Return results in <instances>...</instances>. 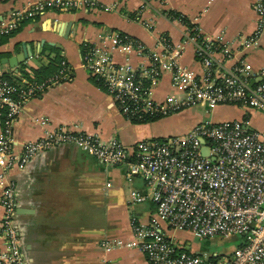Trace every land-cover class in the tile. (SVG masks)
<instances>
[{
	"label": "crops",
	"instance_id": "1",
	"mask_svg": "<svg viewBox=\"0 0 264 264\" xmlns=\"http://www.w3.org/2000/svg\"><path fill=\"white\" fill-rule=\"evenodd\" d=\"M37 1L0 0V25L10 12L29 8ZM96 1L97 9L51 11L26 18L16 31L0 39V75L17 86L43 81L57 73L63 61L69 74V80L27 102L15 126L19 143L70 129L132 146L147 138L168 137L162 136L163 126L178 118L188 119L183 130L186 134L202 122L244 117L245 111L235 105H200L136 124L124 117L97 84L84 65V53L89 47L110 48L115 32L134 38L150 50L165 40L173 47L182 45L175 55L178 65L200 73L202 64L187 38L190 28L173 19L171 13H175L214 44H225L232 50L230 59L222 51L215 55L222 74L241 62L259 69L264 66V18L253 8L258 0ZM68 22L72 26L65 38ZM256 33V43L241 44ZM25 46L31 55L25 63L16 67L3 63L21 55ZM128 54V50L113 51L120 62ZM172 79L171 72L163 74L153 92L157 101L166 96L183 97L172 86ZM197 107L206 115L198 116L194 112ZM234 109H239L238 117ZM250 116L253 120L262 117L256 113ZM9 178L16 185L15 227L25 264H150L142 253L129 249L128 242L132 219L148 221L156 215V206L150 200H132L134 192L147 194L148 190L140 176H127L126 166L106 167L79 147L64 144L37 153L24 168H13ZM2 213L0 206V221ZM173 235L181 240L183 233Z\"/></svg>",
	"mask_w": 264,
	"mask_h": 264
},
{
	"label": "built area",
	"instance_id": "2",
	"mask_svg": "<svg viewBox=\"0 0 264 264\" xmlns=\"http://www.w3.org/2000/svg\"><path fill=\"white\" fill-rule=\"evenodd\" d=\"M97 8L96 0H40L10 12L0 25V39L16 31L26 18ZM253 8L264 18V0ZM258 37L256 33L241 44L250 46ZM187 38L202 64L200 73L177 64L175 55L182 45L173 47L164 40L150 50L118 32L113 34L110 48H87L84 65L131 122H146L200 105H235L245 111L244 117L202 122L189 133L147 138L132 146L70 129L19 143L17 118L31 99L69 80L67 64L61 62L54 75L22 87L0 75V264H25L15 227L16 185L9 178L10 171L24 168L39 152L64 144L79 147L106 167L126 166L129 178L138 175L143 179L148 193L134 192L132 200H150L156 215L145 222L132 219L128 248L142 253L150 264H264V129L254 125L250 116L256 113L264 118V66L254 69L241 62L222 74L215 55L222 51L230 59L232 50L214 44L197 27L188 30ZM114 50H128L129 54L120 62ZM165 72L172 73V86L183 97L166 96L162 102L154 98V88ZM174 233L200 241L220 237L242 242L222 257L202 255L188 249L191 244L181 242Z\"/></svg>",
	"mask_w": 264,
	"mask_h": 264
},
{
	"label": "rangeland",
	"instance_id": "3",
	"mask_svg": "<svg viewBox=\"0 0 264 264\" xmlns=\"http://www.w3.org/2000/svg\"><path fill=\"white\" fill-rule=\"evenodd\" d=\"M183 110L184 109H181L180 111L175 112L174 114H177ZM194 112L198 116H205L206 115L205 110L201 107L195 108ZM233 112L236 114V117H238L237 115H239V113H240L239 109H234ZM187 122H188L187 118H178L177 120H174L169 125L168 124L164 125L163 131L165 133L162 136H164V135L175 136V135L184 134L183 130L186 128L185 125L188 124ZM146 123H150V122H140V123H136V124H146ZM253 124L256 125L257 127L261 128V129H264V118L263 117H256L253 120ZM158 139H162V138H158ZM180 238H181V240H180L181 242H183V240H185L188 242V244H191L192 245V251H194L196 253H199L202 255H204V254H207V255L217 254L221 257L231 253L242 242V240L240 238H220V237L200 241V240L195 239L186 233H183V236H181Z\"/></svg>",
	"mask_w": 264,
	"mask_h": 264
},
{
	"label": "water",
	"instance_id": "4",
	"mask_svg": "<svg viewBox=\"0 0 264 264\" xmlns=\"http://www.w3.org/2000/svg\"><path fill=\"white\" fill-rule=\"evenodd\" d=\"M71 26H72V22H68L66 25V32L64 34L65 38H68ZM30 56L31 55L29 54V52L25 46L23 49V53L21 55H19L17 57L5 59V60H3V63H9L11 67H16L19 64L25 63L29 59Z\"/></svg>",
	"mask_w": 264,
	"mask_h": 264
},
{
	"label": "trees",
	"instance_id": "5",
	"mask_svg": "<svg viewBox=\"0 0 264 264\" xmlns=\"http://www.w3.org/2000/svg\"><path fill=\"white\" fill-rule=\"evenodd\" d=\"M171 15H172V18H173V19H177V20L181 21V22L184 23L185 25L189 26L190 29L194 28V26H191V25L189 24V22H188L187 19L181 17L179 14L171 13ZM122 35H123V34H122ZM96 82H97V81H96ZM97 84H99V83L97 82ZM160 118H162V117L151 118L150 120H147L146 122H150V121H151V122H154V121H156V120H158V119H160ZM133 122H134V123H138L139 121L134 120Z\"/></svg>",
	"mask_w": 264,
	"mask_h": 264
}]
</instances>
